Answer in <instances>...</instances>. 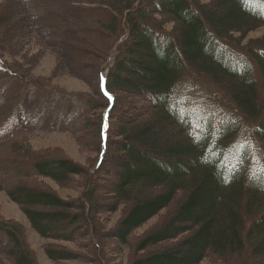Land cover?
Masks as SVG:
<instances>
[{"label":"trees","instance_id":"1","mask_svg":"<svg viewBox=\"0 0 264 264\" xmlns=\"http://www.w3.org/2000/svg\"><path fill=\"white\" fill-rule=\"evenodd\" d=\"M99 3L114 14L101 30L114 43L125 37L106 66L104 91L114 98L133 95L151 110L147 122L129 121L117 130L121 161L110 212L123 217L111 234L125 246L134 231L166 212L155 230L138 238L131 264H264V35L245 45L236 40L264 27V0ZM166 23L173 25L170 32ZM2 25L14 27L0 19ZM189 77L203 78L214 92L194 97V79L182 92ZM168 129L173 142L162 138ZM32 166L56 184L81 174L59 158ZM7 193L45 240L71 242L70 229L92 218L81 202L50 191L15 186ZM0 233L14 264H37L18 227L0 222ZM44 252L53 263L78 258L61 248Z\"/></svg>","mask_w":264,"mask_h":264},{"label":"rangeland","instance_id":"2","mask_svg":"<svg viewBox=\"0 0 264 264\" xmlns=\"http://www.w3.org/2000/svg\"><path fill=\"white\" fill-rule=\"evenodd\" d=\"M113 16L99 0H0V19L14 26L0 27V222L20 229L25 248L37 264H131L138 238L165 218L166 212L134 231L125 246L111 234L119 216L123 217L110 212L121 161L117 130L129 121L147 122L151 111L133 95L109 100L101 90L106 66L125 38L114 43L101 30ZM172 28V23L163 26L166 32ZM263 35L264 27L236 40L245 45ZM193 79L194 97L214 92L200 77H189L182 92ZM162 138L172 141L175 136L168 129ZM47 157L71 161L81 174L71 176L68 184L36 175L32 162ZM15 186L50 191L75 205L81 202L92 218L70 229L71 242L45 240L9 198L7 192ZM90 200L97 204L95 211ZM46 247L72 251L78 258L53 263L45 255ZM164 247L148 251L158 253ZM8 249L0 233V264H14ZM93 249L99 250L98 256L91 253ZM201 264L221 263L207 259Z\"/></svg>","mask_w":264,"mask_h":264},{"label":"snow or ice","instance_id":"3","mask_svg":"<svg viewBox=\"0 0 264 264\" xmlns=\"http://www.w3.org/2000/svg\"><path fill=\"white\" fill-rule=\"evenodd\" d=\"M101 90H104V80L103 77L101 78V84H100ZM105 95L108 96L107 92H105ZM108 99L111 100V96H108Z\"/></svg>","mask_w":264,"mask_h":264}]
</instances>
